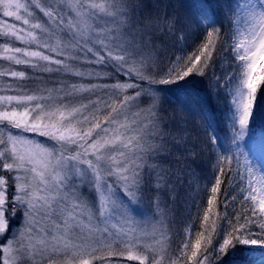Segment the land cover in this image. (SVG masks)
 I'll list each match as a JSON object with an SVG mask.
<instances>
[{"label":"snow or ice","instance_id":"obj_1","mask_svg":"<svg viewBox=\"0 0 264 264\" xmlns=\"http://www.w3.org/2000/svg\"><path fill=\"white\" fill-rule=\"evenodd\" d=\"M238 256L264 264V0H0V264Z\"/></svg>","mask_w":264,"mask_h":264},{"label":"rangeland","instance_id":"obj_2","mask_svg":"<svg viewBox=\"0 0 264 264\" xmlns=\"http://www.w3.org/2000/svg\"><path fill=\"white\" fill-rule=\"evenodd\" d=\"M170 2H172V0H160V8H161V12H163L165 5H167V4L170 3ZM187 39H188L189 42H191V40L194 39V37L189 36ZM161 199H163V197H161ZM146 203H147V202H146ZM182 210L184 211L183 208H182ZM236 261L239 263V261L237 260V258H236ZM133 264H134V262H133Z\"/></svg>","mask_w":264,"mask_h":264},{"label":"trees","instance_id":"obj_3","mask_svg":"<svg viewBox=\"0 0 264 264\" xmlns=\"http://www.w3.org/2000/svg\"><path fill=\"white\" fill-rule=\"evenodd\" d=\"M201 95H203V93H201ZM181 211H183V210L181 209ZM236 258H237V260L239 261V263L237 262V264H243L244 257H240V256H238V257H236Z\"/></svg>","mask_w":264,"mask_h":264}]
</instances>
